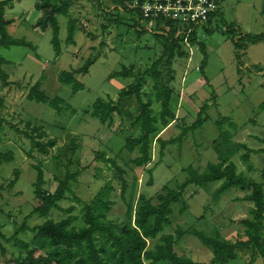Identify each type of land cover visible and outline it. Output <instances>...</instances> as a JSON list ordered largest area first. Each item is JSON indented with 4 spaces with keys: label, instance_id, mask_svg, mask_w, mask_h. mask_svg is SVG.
Masks as SVG:
<instances>
[{
    "label": "rangeland",
    "instance_id": "1",
    "mask_svg": "<svg viewBox=\"0 0 264 264\" xmlns=\"http://www.w3.org/2000/svg\"><path fill=\"white\" fill-rule=\"evenodd\" d=\"M43 1L14 0L6 7L7 19L13 20L7 26L8 34L31 42L35 49L0 46V54L7 59L2 68L8 74L7 81L10 83L6 84L0 79V99L3 102L0 104V152H15L13 161L0 165V244L5 250L0 248V264H14L16 258L27 254L29 250L22 243L33 241L32 227L47 219L59 220L64 215L53 209L46 217L38 214L29 216L36 202L33 191V183L37 179L35 165L41 164L43 168L46 180L43 188L52 191L59 179L65 178L66 164L71 159L70 170L78 174L71 188L81 202L66 199L59 204L64 208L75 206L73 214L78 215L79 219L74 224L81 227L83 204L91 203L98 191L107 184L114 189L107 195L111 208L107 212L103 211L106 214L103 220L119 223L125 220L129 201L133 208L138 204L139 196L143 195L157 203V196L163 193L165 186L177 189L187 179L189 174L186 168L203 171L210 162H218V153L209 143L218 135L216 124L221 116L229 117L237 126L235 139L245 140L251 148L260 144L264 147L258 140L264 138V109L261 107L264 103V41L247 44L242 49L244 54L241 62L244 67L239 71V50L232 36L225 31L222 19L214 21L211 30L197 28L199 41L206 45V65L203 70L198 68L204 58L198 44L189 48V56L176 57L172 74L170 68L162 65L163 76L174 79L172 108L178 118L162 127L158 135L164 140L176 138L182 127L196 120L201 106L208 103L204 115L206 121L182 143L179 141L166 145V153L162 158L161 146L154 135L151 163L137 167L130 160L138 155V149L130 152L124 149V145L126 136L140 135L139 130L134 131L129 127L130 120L140 112V106L134 96L121 103L117 99L122 89L134 84L136 78L161 56L162 44L154 35L155 30H149L148 24L140 23L130 11L116 8V13L108 12L107 8L112 6L111 0H71L69 15L55 14L60 26L62 50L58 55L51 42L52 28L42 30L35 26L45 15L43 10L36 7V3ZM65 2L67 0H56L58 5H65ZM221 8L228 23L233 22L245 32L264 33V0H222ZM71 23L74 24L75 43L66 40ZM140 26L143 28L142 33L138 31ZM152 26L162 27L155 23ZM88 60L91 62L89 72L76 75L85 85L84 89L74 92L71 84L59 80L62 71L80 68ZM121 70L127 71L128 76L110 77L115 71ZM38 80H41V87L49 96L63 98L74 111H57L48 104L28 100V88ZM153 84L152 80H148L142 90L145 101L153 93ZM98 98L116 102L126 120L114 113L110 123L103 124L91 114L92 105ZM152 107L158 115L160 104L153 101ZM34 124L43 125L48 138L58 140L52 150V157L37 152H34L33 158L28 156L31 143L22 132H31ZM224 125H228V122L225 121ZM73 142L77 145L74 152ZM53 156L59 157V160ZM102 156L116 160L119 169L105 161V158L103 160ZM237 157L240 158V155ZM233 160L236 163V159ZM250 165L253 168H244V174L262 182L264 154H252ZM239 171L243 173L241 169ZM15 178L16 183L11 185ZM151 178L152 184L149 183ZM124 182L126 188L122 194ZM220 185L218 181L206 187L189 186L184 212H181L182 201L172 204L171 223L165 226L154 244L162 234H173L177 239L175 248L179 254L199 263H211L212 248L192 233L179 236L177 229H197L210 235L219 232L226 239H237L239 232H242L238 225L248 214L251 203L237 200L246 194V190L239 187H231L222 195L215 196ZM231 199L237 200L239 204L231 203L232 206L227 209ZM241 206L246 207V210L244 213L239 210V213L232 215L236 219L233 226L227 214ZM251 250L244 251L237 259L226 264H247L253 252ZM44 254L43 249L36 248L34 251V256ZM254 264H264L263 258L257 257Z\"/></svg>",
    "mask_w": 264,
    "mask_h": 264
},
{
    "label": "trees",
    "instance_id": "2",
    "mask_svg": "<svg viewBox=\"0 0 264 264\" xmlns=\"http://www.w3.org/2000/svg\"><path fill=\"white\" fill-rule=\"evenodd\" d=\"M13 1L0 0V46L6 48L11 46H26L35 49V46L31 42L25 39L13 38L8 34L7 26L13 20L7 19L5 10L6 6ZM71 2V0L70 2L67 0L65 5L62 3L58 5L56 0H44L43 2L36 3V7L39 10H43L45 15L36 22L35 26L40 27L42 30H47L49 27L52 28L53 35L51 42L58 55H60L62 50L59 38L60 26L55 14L69 15ZM115 3L119 5L123 3V0H115ZM116 6L115 10L116 8L118 9ZM221 17L225 25V31L232 36L234 44L239 50L237 63L238 70L240 71L244 67L241 62V56L244 54L242 53V49L247 44H256L264 41V33H244L234 23H228L225 17H223V13H221ZM73 25L71 23L68 31L66 39L68 43H75ZM177 29V26H172L167 34L154 32V35L162 44L161 56L153 61L151 66L136 78L134 84L131 83L127 88L122 89L117 99V102L121 103L126 98L134 96L140 106V112L134 119L130 120L129 124V127L134 131L139 130L140 135L137 137L126 136V143L124 145V149L130 152L138 149V155L130 160L137 167H145L151 163L152 137L154 135L157 137L156 142L161 146L160 156L162 158L166 153V145L179 141L182 143L186 136L190 133H195L206 121L204 115L209 107L208 103L201 106L196 120L191 125L182 127L181 133L176 138L164 140L158 135L162 127L167 126L171 120L175 119V111L172 108V98L175 90L173 78L169 76L167 79L163 76L161 71L162 65L165 64L171 70L174 69L176 57L189 56V48L197 44L204 54L203 63L199 67L200 70H203L207 61L206 45L204 42L199 41L197 33L195 32L188 37L189 45H187L185 36H175ZM207 30L211 29L207 28ZM138 31L142 33L143 30L138 29ZM6 62L7 59L0 54V79L6 84H10L7 81L8 74L2 68V65ZM90 65L91 62L88 60L80 68L64 70L59 75V80L63 83L71 84L74 92L84 89L85 85L77 79L76 75L79 73L87 74ZM172 73L173 70L171 71ZM120 75L128 76V72L124 70L115 71L110 77ZM148 80H152L154 83L152 88L153 93L145 101L142 90ZM41 86V80L31 85L28 88L27 99L48 104L57 111L64 109L74 111L72 106L67 104L63 98L49 96ZM153 101L160 104L161 108L158 115L152 107ZM2 103L0 99V104L2 105ZM261 107L264 109V103H262ZM114 113L121 115L122 119L126 120V116L114 101L98 98L92 105L91 114L97 117L103 124H109ZM229 120V117L222 118L221 116L216 124L220 133L214 147L218 153V162H210L207 165V169L203 171L193 167L186 168L189 174L187 179L177 189H169V187L165 186L163 193L157 196V203H154L151 198H145L143 195L139 196L138 204L133 206V208L131 201H129L127 203L125 220L119 223L103 220L106 216L103 211L107 212L111 208L107 195L114 189L113 186L107 184L98 191L91 203L83 204V225L76 227L74 223L79 219V216L73 214L75 206L71 205L64 208L59 204L60 201L66 199L81 202V199L71 188V183L78 176L77 173H73L70 170L69 165H72L71 159L66 164L67 172L65 178L63 180L58 178V185L52 191L50 188V190L43 188L46 184L43 168L41 164L35 165L37 179L33 183V191L36 202L29 216L38 214L46 217L53 209L59 210L64 215L59 220L47 219L43 223L32 227L30 230L33 232V241L31 243H22L29 251L25 256L16 258L14 264H147V262L149 264H226L231 260L237 259L244 251L249 249H252L251 251L253 252L247 264H254L257 257H261L264 260V168L262 174L263 181L255 182L243 173H238L236 165L233 162L225 164L231 152L236 151V149H245L246 151L242 155L243 160L249 162L251 153H264V148L254 150L248 148L243 143L232 142L230 132L223 130L224 122H229ZM32 127L31 132H22L29 138L31 143L28 156L33 158L35 157L34 152H37L43 156L52 157V150L57 145L58 140L56 138H48V133L43 125L36 126L34 124ZM261 141L264 143V140ZM72 144V152H74L77 149V145L75 142ZM53 158L59 160L57 156H53ZM102 158L104 160L105 157L102 156ZM14 159L15 152L13 150L0 152V165L4 162H11ZM105 159V161L112 163L115 168L119 169L116 160ZM152 170L153 168L149 171L152 172ZM221 180H223V183L214 193L215 196H220L231 187H239L247 191L243 199L252 205L248 212L249 216L240 220V226L244 233L243 236L239 234L237 239L233 241L224 238L219 232L216 235H210L197 229L187 231L181 228L177 229L179 236L182 237L186 233H192L202 243L211 247L213 250L211 263H199L190 257L179 254L175 248L177 239L173 234H162L159 241L154 244L160 233L164 231L165 226L171 223L172 204L182 201L183 208L181 212H184L186 208L185 195L190 185L206 187L210 183ZM152 181L151 178L149 183L152 184ZM15 183L16 178L12 180L11 185ZM125 188L126 182L123 183L122 194L125 192ZM68 193L72 196L70 197ZM1 235L2 232L0 231ZM0 248L5 251L1 244ZM36 248L45 250V254L34 256Z\"/></svg>",
    "mask_w": 264,
    "mask_h": 264
},
{
    "label": "built area",
    "instance_id": "3",
    "mask_svg": "<svg viewBox=\"0 0 264 264\" xmlns=\"http://www.w3.org/2000/svg\"><path fill=\"white\" fill-rule=\"evenodd\" d=\"M222 0H123L117 5L121 11L132 12L140 23H147L149 30L155 33L167 34L172 26H177L175 36L188 37L197 28H211L212 23L221 19ZM161 24L162 27H153L152 24ZM143 29L141 26L139 30ZM192 48V47H190Z\"/></svg>",
    "mask_w": 264,
    "mask_h": 264
},
{
    "label": "crops",
    "instance_id": "4",
    "mask_svg": "<svg viewBox=\"0 0 264 264\" xmlns=\"http://www.w3.org/2000/svg\"><path fill=\"white\" fill-rule=\"evenodd\" d=\"M12 4V3H11ZM111 4H112V6H111V8H107V10H108V12L110 11L111 13H116V10H115V0H111ZM8 6V5H7ZM6 6V7H7ZM84 7H86L85 5H83ZM71 7H72V2H71V4H70V7H69V9L71 10ZM83 7V8H84ZM114 8V9H113ZM113 10V11H112ZM6 11V10H5ZM98 13V11L96 10V14ZM88 13H86V10H85V15H87ZM233 23V22H232ZM242 30V29H241ZM244 33H249V32H245V31H243ZM191 61V60H190ZM199 68V67H198ZM243 69V68H242ZM181 95V93L178 95V96H180ZM174 97V96H173ZM181 98H182V96H181ZM172 101H173V98H172ZM173 111H174V109H173ZM178 118V115H177V112H175V119H173V121L174 120H176ZM233 124V125H232ZM229 125V126H228ZM228 125H224L223 126V130H226V131H229L230 132V134H231V139H232V142H234V143H243V144H245L248 148H251V147H249L248 146V144H247V142H245V140H243V141H240V140H238V139H235V135L237 134L236 132H237V126L231 121V119L229 120V122H228ZM228 127H231V128H228ZM199 130V129H198ZM162 131V130H161ZM219 132H218V135L216 136V137H214L212 140H211V142L209 143L213 148L215 147V143L218 141V139H219ZM189 136V135H188ZM249 136H252V135H249ZM185 139H187V136L184 138V140ZM183 140V141H184ZM258 140L259 141H261V140H264V138H258ZM262 142V141H261ZM263 143V142H262ZM264 144V143H263ZM262 148H264L263 147V145H259L258 147H256V148H251V149H254V150H258V149H262ZM215 149V148H214ZM243 151V152H242ZM246 150L245 149H243V148H240V149H236V151H234V152H231V154L229 155V158L227 159V161L225 162V164H227V163H229V162H233L235 165H236V168H237V172L238 173H242V172H240L239 171V169H241L242 171H243V174L246 172V170L247 169H252L253 168V166H251L250 165V162H251V156H250V160H249V162H245L244 160H243V153L245 152ZM260 153H263V152H258L257 154H260ZM252 154H254V153H251V155ZM264 154V153H263ZM237 155H240V158H238L237 157ZM236 159V163L234 162V160L233 159ZM242 161L244 162V163H242ZM245 164L247 165V167L245 166ZM246 170H245V169ZM245 176H247L246 174H244ZM248 178H249V176H248ZM253 180V179H252ZM253 181H255V180H253ZM216 182H218V181H216ZM221 184L223 183V180H221V181H219ZM255 182H257V181H255ZM214 183V182H213ZM210 184H212V183H210ZM209 184V185H210ZM191 186V185H190ZM221 186V185H220ZM197 187V186H196ZM189 188V187H188ZM230 189V188H229ZM187 191H188V189H187ZM227 191V190H226ZM187 193V192H186ZM224 193V192H223ZM222 193V194H223ZM246 193H247V191H246ZM221 194V195H222ZM246 194H244V196H245ZM243 196V197H244ZM185 199H186V195H185ZM237 200H244L243 198H240V199H237ZM237 200H230L229 201V207L227 208V209H230V207L232 206L231 205V203H234V204H239L238 203V201ZM252 204H250V206H251ZM250 208V207H249ZM239 210L240 211H242L243 213L245 212V210H246V207H244V206H241V207H238L237 209H235V210H233V211H230V214H227V212H226V214H227V217H228V220H230L231 221V223H232V225L234 226L235 225V221H236V219H235V216H232L233 214H236V213H239ZM247 216H249V214H247L244 218H246ZM244 218H242V219H244ZM235 220V221H234ZM238 229H241L242 230V232H243V229L241 228V226L240 225H238ZM242 232H239V234L240 235H244V233H242ZM242 255V254H241ZM186 256V255H185ZM247 261V260H246ZM147 264H149V262H147Z\"/></svg>",
    "mask_w": 264,
    "mask_h": 264
}]
</instances>
